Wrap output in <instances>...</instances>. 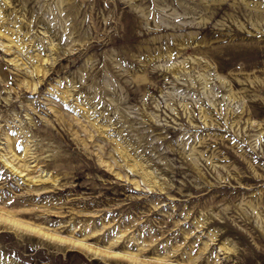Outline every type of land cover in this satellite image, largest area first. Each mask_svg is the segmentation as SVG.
Returning a JSON list of instances; mask_svg holds the SVG:
<instances>
[{"label": "rangeland", "instance_id": "374dc122", "mask_svg": "<svg viewBox=\"0 0 264 264\" xmlns=\"http://www.w3.org/2000/svg\"><path fill=\"white\" fill-rule=\"evenodd\" d=\"M0 264H264V0H0Z\"/></svg>", "mask_w": 264, "mask_h": 264}, {"label": "bare ground", "instance_id": "6f19581e", "mask_svg": "<svg viewBox=\"0 0 264 264\" xmlns=\"http://www.w3.org/2000/svg\"><path fill=\"white\" fill-rule=\"evenodd\" d=\"M12 224H19V223H17V222H11ZM22 226V225H21ZM29 226V225H28ZM37 228V227H36ZM34 230V229H33ZM35 231V230H34ZM37 232H38V230H37ZM43 233H44V231H43ZM42 234V233H41ZM47 235V234H46ZM48 236V235H47ZM62 240V239H61ZM74 243H76V244H80L81 246H83L84 248H86L87 250H92L93 252H94V254L95 253H99V254H101L102 252H100V251H98V250H94V249H91V247H89L88 245H86V243H84V242H82V241H73ZM75 244V245H76ZM103 254V253H102ZM122 256H124V257H126V258H128L129 260H132V261H136V257L135 256H133V255H129V254H124V255H122Z\"/></svg>", "mask_w": 264, "mask_h": 264}]
</instances>
